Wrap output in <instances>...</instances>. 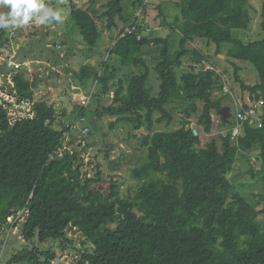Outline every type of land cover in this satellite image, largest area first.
I'll return each instance as SVG.
<instances>
[{
	"label": "trees",
	"instance_id": "trees-1",
	"mask_svg": "<svg viewBox=\"0 0 264 264\" xmlns=\"http://www.w3.org/2000/svg\"><path fill=\"white\" fill-rule=\"evenodd\" d=\"M124 1L111 0L101 16L108 18L109 30L118 27V19L129 24L118 38H107L105 27L75 5L69 21L73 30L69 28L91 56L101 42L107 54L106 59L94 55V63L73 72L75 84L85 91L94 84L90 103L96 100L99 106L93 121L88 120L90 103L77 106L76 121L100 133L101 144L98 128L105 118H114L111 129L125 123L131 133L145 130L144 159L131 171L138 183L136 193L123 196L120 183L107 176L100 162L91 163V175L82 172L85 164L76 148L60 153L66 132L72 129L66 123L67 109L59 111L47 96L36 101L42 79L38 75L31 79L27 67L15 71L17 97L35 101V117L12 122L8 110L0 107V236L19 226L29 246L6 264H52L56 250L41 247L58 243L67 249L73 244L68 236L73 230L84 238V248L77 249L79 264H264V103L261 122L238 117L264 102V0H260L263 38L258 40L247 38L255 23L251 0H178L174 4L179 13L172 19L158 6L161 24L171 32L166 38L143 36L144 18H126ZM140 1L134 3L135 9L142 7ZM8 32L0 28V56L9 57ZM199 41L209 49L215 46L233 73L218 72L215 57L192 46ZM20 57L22 63L35 60L21 53ZM186 58L196 66L183 69ZM240 62L256 69L257 83L244 81ZM205 63L213 69H206ZM153 74L160 82L154 94L149 85ZM231 75L241 87L242 107L233 120L222 117L226 133L202 146L191 120L196 118L206 134L212 132L213 114L222 116L224 101L231 96L225 90L227 84L233 85ZM112 93L111 104L104 105V97ZM178 116V129L154 131L163 123L171 127ZM57 121L61 129L55 128ZM253 151L258 153L256 164L250 158ZM103 152L108 151L99 150ZM241 158L247 161L246 173L261 187L255 201L238 193L230 179ZM10 218L22 220L13 224ZM8 243L7 238L0 240L3 246Z\"/></svg>",
	"mask_w": 264,
	"mask_h": 264
},
{
	"label": "rangeland",
	"instance_id": "rangeland-1",
	"mask_svg": "<svg viewBox=\"0 0 264 264\" xmlns=\"http://www.w3.org/2000/svg\"><path fill=\"white\" fill-rule=\"evenodd\" d=\"M111 0H101L98 1L96 4H91V0L83 1L82 3L80 0H73L72 2H75V6H78L79 8H94L91 10L92 16L95 17V19L101 23L103 22V25L105 27V33L108 34V36H112V38H118L120 33L123 29H127L129 24L123 23L121 20L118 19V27L113 28L112 30H109L108 27L110 26L109 20L107 17H101L103 13L108 11L109 9L105 6L110 2ZM178 0H141L142 7H139L137 9L134 8V3H136V0H125L124 1V16L128 18L129 20L135 19V17L140 16L144 20L142 21V29H143V36L156 38L159 36H162L163 38H166L168 35L171 34L168 28H163L162 26V18L159 16V10L158 6H163L165 9V16L172 15L169 18L172 19L174 15L178 14V9L176 5L174 4ZM48 2L51 5V8L54 11L61 12L63 16V21L58 22L56 21L55 24L57 25L56 29L50 30L51 24L49 25L48 22L45 24H31L30 22L27 25H24L23 27H8V37L12 39L13 42V48L11 49V57L16 58L15 61L22 62V59L24 58L20 57V53L24 56H30L34 58L35 60H40L39 63H32L29 60H27V68L35 72H39L38 78L42 79L40 82L39 89H36V95L35 99L42 100L44 97L47 96V99L52 100L55 102V106L59 111H62L64 108L67 109V114L69 117L67 125H71L72 129L66 132L65 135V143L63 149L60 151L62 153L64 150L69 149L70 151H73L74 148L79 152V157L84 162V167L82 169V172H88L90 175L92 174V169L94 167V164H91L92 162H100L103 167L104 171L107 174V176L111 177L113 181L119 182L121 185V194L123 196L129 197L136 193V190L138 188V183L135 182L132 179L131 171L133 168L138 166L144 159L145 156V150L141 147V140L142 136L145 133V130L141 131H133V133L130 132V127L127 126L125 123H121L117 125L114 129L110 128V124L114 120V118H105L102 120V122H99V124H102L99 126V130L101 131L104 139V143L101 144V138L102 136H99L96 134L95 131H88L89 127H85V124L83 122L76 121V117L78 115L77 106L81 107L83 106V101L87 100L88 97L91 96V93L94 92L95 86L90 85V88L85 91L84 89L80 88L75 84V79L73 77V72L77 71L80 66H82L87 60L86 57L90 56L91 53L88 50H85V52H77L81 53L80 60L78 62H65L64 64H61L60 68H57V71H53L51 67H54L58 65V60L60 61L61 54L57 53L55 50V47L59 45L61 42H56L57 39H51V36L57 37L58 35H64L67 37L68 33L71 32L70 28L66 25L70 15V2L71 0H48ZM91 5V6H90ZM252 10L251 14L254 18V25L252 28V32L247 35L250 36L254 40L261 39V28H260V11H261V2L260 0H251ZM93 6V7H92ZM147 8L148 13H142L143 9ZM8 10H5L3 6H0V13H7ZM101 20V21H100ZM35 22V17L31 20ZM48 25V31L47 34L43 33L42 30H46V26ZM150 25V26H148ZM113 26V25H112ZM40 29V30H39ZM110 31H108V30ZM67 33V34H64ZM72 33V32H71ZM17 39V41L15 40ZM23 38L25 40L24 47L22 46L20 39ZM73 39V34L71 36ZM245 37V39H247ZM178 38H175L177 41ZM58 41V40H57ZM46 44H50L51 48L49 50L48 47H45ZM22 46V48H21ZM103 43L101 42L99 46L92 52V55L95 57H98L101 55L106 59V53L103 49ZM193 47H200L205 51H208L215 57L214 64L217 66L218 72L221 70L229 69L231 72L233 71L232 67H229L228 63H224L226 60H224L222 57L217 56L216 53V47L211 46L210 49L207 47L206 42H203L200 44L199 42H196L195 44H192ZM20 47V49H19ZM191 47V46H190ZM45 48V49H43ZM176 48V47H175ZM103 49V50H102ZM17 52H16V51ZM65 54V53H64ZM84 54V56H83ZM37 56V57H36ZM60 56V57H59ZM85 60H81V58H84ZM221 58V59H220ZM113 57L110 58L109 63L113 61ZM8 60V55L2 54L0 56V90L2 86H5L4 81H9L11 78L10 71L12 69L8 68L5 61ZM36 60V61H38ZM152 60L149 58L148 62L151 66V68L154 67V63L151 62ZM42 62V63H41ZM185 65L183 69H188L189 66H196L193 65L195 62L191 58H186L184 61ZM222 63V64H221ZM63 65V67H62ZM239 65H243V71L241 73L244 81L247 84L253 85L258 82L259 76L256 69L249 63L246 62H240ZM210 68L213 66L210 64ZM214 66V67H215ZM216 69V68H215ZM67 71H72V73H66ZM123 70L119 77L123 76L124 74ZM128 71V70H126ZM181 73V71H180ZM233 73V72H232ZM30 78L31 74H30ZM227 78V77H226ZM232 79L233 85L227 84V87L225 90L231 94V96L224 101V107H229L231 112V119H234V113L241 109L242 105L240 104L241 101V87L240 85L234 83L232 75L230 76ZM150 87L154 90V93H158L159 91V85L160 82L157 79V77L153 74L151 77V80L149 82ZM233 86L235 89H233ZM2 92H0V95ZM114 93H112L109 96L104 97V105L111 104V101L113 99ZM51 96V97H50ZM220 94H215V98H219ZM86 102V101H84ZM90 103V102H89ZM87 103V104H89ZM88 106V113L89 118L88 120H92L95 117L94 113L96 109L99 107L98 102L91 101V103ZM233 115V116H232ZM15 116V115H14ZM16 117V116H15ZM222 116H219L218 114H213L214 119V126L211 133L206 134L203 132V128H201L198 125L197 119L193 118L191 128L193 132H196L197 135L200 136L202 141V146H205L207 143H209L212 139H218L220 134H224L227 132V128L222 127ZM95 119V118H94ZM224 119V117H223ZM56 129H61L59 125V121L55 123ZM85 127V128H84ZM180 127L179 125V116L177 117V120H175L174 124L169 127L165 123L156 125L154 128V131H163V132H169L174 131ZM237 132L238 129H237ZM71 143V145H70ZM99 150H106L108 152H103L99 154ZM99 154V155H98ZM257 155L258 153L256 151H253L250 153L251 162L256 164L257 163ZM96 156L98 158L96 159ZM247 161L244 158H241L238 162L237 169L234 173L230 175V179L233 181L234 184H236L237 192L244 194L245 196H248L249 198L254 199L255 195L258 194L261 191L260 185L255 183V180L251 178L250 175L246 173L247 169ZM240 183L245 184L244 186H240ZM259 209H262L261 207H258ZM264 218V216H261ZM21 222V220H20ZM19 222V223H20ZM11 223L16 224L17 220H13ZM7 235V236H6ZM68 236L70 239H72L73 244L69 245L67 249H61L58 243L55 244H46L41 247L43 251H48L50 249H55V260L52 264H79V261L81 259L80 254L78 253L77 249H83V236L76 231H69ZM6 238L9 240V243L7 245H1L0 244V264H6L9 259L15 254L16 252L22 250L24 247H28V243L24 241V239L21 236V228L19 226L11 232V230H7L0 236V240L4 241ZM76 248V249H75Z\"/></svg>",
	"mask_w": 264,
	"mask_h": 264
},
{
	"label": "built area",
	"instance_id": "built-area-1",
	"mask_svg": "<svg viewBox=\"0 0 264 264\" xmlns=\"http://www.w3.org/2000/svg\"><path fill=\"white\" fill-rule=\"evenodd\" d=\"M13 46V44H12ZM16 58H12L11 56L8 57V60H4L8 68L12 69L10 71L11 78L9 81H4L5 86L1 87L0 92L2 94L0 95V107H4L6 110H8V113L11 117L12 122L20 120V119H33L35 117L34 112V104L35 101H29V100H23L19 101L17 97V91L15 87V82L13 79L14 72L22 69L23 67H27L25 63H21L19 61H15ZM206 69H213L210 68L208 63H205ZM86 101V102H84ZM83 101V105H88L87 103L90 102V97L87 98V100ZM264 102H259L258 104H254L251 106V109L249 111H245L244 114H239L238 117L243 119L244 121H249L251 123H259L261 122V108ZM16 117H15V116ZM239 131V130H238ZM196 135L197 133L194 132ZM239 132H237V129L234 130V135H237ZM14 218H10L9 221L12 222ZM17 223L20 222L21 219H17Z\"/></svg>",
	"mask_w": 264,
	"mask_h": 264
},
{
	"label": "clouds",
	"instance_id": "clouds-1",
	"mask_svg": "<svg viewBox=\"0 0 264 264\" xmlns=\"http://www.w3.org/2000/svg\"><path fill=\"white\" fill-rule=\"evenodd\" d=\"M0 6L9 8L7 13H0V28L23 27L33 17L37 24L51 20L63 21L61 12L46 7L43 0H0Z\"/></svg>",
	"mask_w": 264,
	"mask_h": 264
},
{
	"label": "crops",
	"instance_id": "crops-1",
	"mask_svg": "<svg viewBox=\"0 0 264 264\" xmlns=\"http://www.w3.org/2000/svg\"><path fill=\"white\" fill-rule=\"evenodd\" d=\"M73 1V0H72ZM82 3H84L83 1H85L86 2V0H80ZM88 1V0H87ZM98 1H101V0H98ZM98 1H96L95 3H93V5L94 4H96ZM43 3L45 4V6L46 7H50L51 8V5H50V3L48 2V0H43ZM73 5H76L75 4V2H72V4H71V2H70V10L72 9V6ZM91 6V5H90ZM78 7V6H77ZM93 7V6H92ZM5 8V10H8L9 11V8H7V7H4ZM79 8V7H78ZM81 9H84V10H87L90 14H91V10H93L94 8H91V7H84V8H82V7H80ZM69 15H70V17H71V11H70V13H69ZM92 15V14H91ZM70 17H69V19L67 20V21H70ZM94 17V16H93ZM50 19V21L48 22V24L50 25H52L51 26V28L49 29V31L52 29V30H54V29H56V27H57V25L55 24V20H51V18H49ZM101 21V20H100ZM32 22V23H31ZM98 22V21H97ZM30 23L31 24H36V22H33V21H30ZM101 25H103V22L101 21V23H100ZM66 25L68 26V27H70L71 26V29L73 30V26H72V24L70 23V22H67L66 23ZM104 26V25H103ZM46 28V30H42V32L44 33V32H46L47 33V31H48V25L45 27ZM40 30V29H39ZM108 30V29H107ZM109 31V30H108ZM73 32V31H72ZM110 32V31H109ZM64 34H67V33H64ZM106 35H107V38H112V36H108V34L107 33H105ZM71 36H72V33L71 32H69L68 33V35H67V37H65L64 35H58L57 37H54L53 35L51 36V39H57L56 40V42H61L59 45H57V47H55V50L57 51V53H60L61 54V57H60V59H62V60H58V65L56 66V67H51V69L53 70V71H57L56 69L57 68H60V66H61V64H64L66 61L67 62H69V63H73V62H78L79 60H80V56L82 55L81 53H76L75 52V50H77V52L79 51V52H85V50H88V48H86L84 45H83V43H82V41H81V38L80 37H78L77 36V34H75V32H74V34H73V39L71 38ZM20 42H21V44H22V46L24 47V45L26 44V43H24L25 42V40L23 39V38H21L20 39ZM12 44H13V42H12V40H11V43H10V47L8 48V52H9V57L12 55L11 54V49L13 48L12 47ZM22 46H21V48H22ZM45 47H48V49L47 50H49L50 48H51V46H50V44H46L45 45ZM58 47H60L61 49L60 50H58L59 48ZM19 49H20V47H19ZM43 49H45V48H43ZM16 51V50H15ZM17 52V51H16ZM65 53V54H64ZM83 56H84V54H83ZM222 58H224L223 56H221ZM85 60V57L84 58H81V60ZM86 62L84 63V64H88L89 62H93L94 63V58H93V55L91 56H87L86 57ZM32 63H34V62H36V63H39V61H36V60H30ZM22 63V62H21ZM42 63V62H41ZM79 63V62H78ZM25 64H27V62H25ZM27 66V65H26ZM62 67H63V65H62ZM59 71V70H58ZM57 71V72H58ZM59 73V72H58ZM66 73H72V71L70 72V71H67L66 70ZM39 74V72H37V70L35 71V72H33V74H31V77H32V79L34 78V76L35 75H38ZM36 101H37V99H36Z\"/></svg>",
	"mask_w": 264,
	"mask_h": 264
},
{
	"label": "water",
	"instance_id": "water-1",
	"mask_svg": "<svg viewBox=\"0 0 264 264\" xmlns=\"http://www.w3.org/2000/svg\"><path fill=\"white\" fill-rule=\"evenodd\" d=\"M220 114L223 115L224 120L227 122L229 121L230 117H231V112H230V108L229 107H223V109H221Z\"/></svg>",
	"mask_w": 264,
	"mask_h": 264
}]
</instances>
